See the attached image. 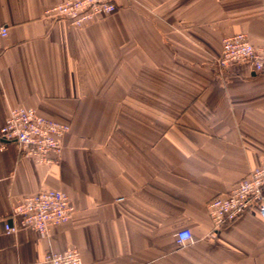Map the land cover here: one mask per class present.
Listing matches in <instances>:
<instances>
[{
    "label": "crops",
    "instance_id": "0c3cea01",
    "mask_svg": "<svg viewBox=\"0 0 264 264\" xmlns=\"http://www.w3.org/2000/svg\"><path fill=\"white\" fill-rule=\"evenodd\" d=\"M64 1L0 0V127L18 106L70 126L57 164L0 150V264L72 247L82 264H264L255 209L213 231L205 208L264 164V73L216 66L224 37L264 44V0H115L82 28L44 16ZM49 189L70 220L5 233L21 197Z\"/></svg>",
    "mask_w": 264,
    "mask_h": 264
},
{
    "label": "built area",
    "instance_id": "2783aa9c",
    "mask_svg": "<svg viewBox=\"0 0 264 264\" xmlns=\"http://www.w3.org/2000/svg\"><path fill=\"white\" fill-rule=\"evenodd\" d=\"M116 10L115 0H66L47 9L44 16L66 20L70 26L82 28ZM7 35L8 28L0 26V56L2 42ZM242 65L254 73L263 74L264 44L252 45L245 34L224 37L216 61L217 68L221 72ZM69 128V124L47 118L33 108L13 107L0 127V150L14 143L23 157L39 164H57L62 155L63 138ZM205 208L213 231L220 230L252 209L264 221V164L249 171L227 192L210 198ZM73 214L74 206L65 191H39L21 197L10 218L4 222V231L10 234L26 228L45 236L52 226L69 221ZM175 240L182 247L191 244L194 238L190 230L182 229L175 232ZM41 264H82V260L79 250L72 247L61 252H47Z\"/></svg>",
    "mask_w": 264,
    "mask_h": 264
}]
</instances>
